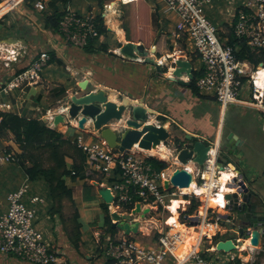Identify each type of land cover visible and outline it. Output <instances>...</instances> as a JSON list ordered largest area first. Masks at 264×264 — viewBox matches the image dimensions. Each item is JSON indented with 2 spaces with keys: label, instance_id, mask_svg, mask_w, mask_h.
Segmentation results:
<instances>
[{
  "label": "crops",
  "instance_id": "0c3cea01",
  "mask_svg": "<svg viewBox=\"0 0 264 264\" xmlns=\"http://www.w3.org/2000/svg\"><path fill=\"white\" fill-rule=\"evenodd\" d=\"M9 1L10 0H3L0 8ZM49 1L50 0H44L46 5ZM102 1L103 6L108 2V0ZM149 2L155 16L154 20L156 18L158 20L156 21L161 23L163 28L162 31L167 36L166 38L158 40L154 59L158 61V58L163 56H167L168 59L174 60L182 58L193 62L194 72H199V69L201 70L202 68V64L197 53L195 52L193 54L191 48L187 45L188 40L186 38H178L174 35L180 23L179 17L174 13L167 12V6L162 0H149ZM118 4L120 11L117 17L120 19H114L118 23V26L123 29L124 39L120 40L116 38L115 32L106 22L107 17L104 12L103 18L105 19L108 33L97 46L105 45L109 48V51L108 53H96L92 55L68 45L62 37L45 29L42 11L37 10L34 6L35 4H33L31 8L20 3L13 10H11L12 8L8 9L11 11L6 10L4 15L0 18V43L19 41L16 47L20 55L17 54L19 61L14 62L12 59L6 58L7 54L5 52L0 51V87L8 82L16 72L30 65V59L33 55L42 50L54 51L57 58L63 62V65L53 63L47 69L53 71L54 69L59 70L64 68L69 73L70 78L65 82L58 79L60 78L59 76L57 78L55 75L48 76L47 74V76H42L41 84L26 86L23 89H18L9 94H0V103L9 104L11 107L8 110L1 111L14 113L19 116H27L29 118L41 117L49 127L63 134L67 135L68 130L73 129L75 131V137L84 134L83 136L87 141L89 140L86 138L88 136L96 140V135H91L89 129L85 132L77 129L75 127L76 123L73 125V128H69L60 123L57 126L55 125V119L58 114H60V105H62L61 100L66 98L65 96L63 99L58 100L55 96L58 92L57 90L64 87L67 90V94H72L75 91H79V83L81 81L89 80V92L97 91L101 88L105 89L109 92V100L111 101L117 102L119 94L134 100H143L147 107L155 111V115L152 116L149 121L164 127L167 125L165 128L170 132L171 140L176 139L183 141L188 136H191L197 140H212L217 142V139L219 138V140H221L224 134H229L230 132L237 134L239 136L238 140H241L242 144L235 153L237 171L239 175L241 174L244 176L246 182H250L253 177H258L261 181L259 187L262 189L261 194L264 202L263 114L253 108L240 105H230L228 108L224 109L213 96L202 95L192 91L190 88L191 83L189 86H181L173 76L168 77L166 75L173 61L170 63H159L161 66L165 67L164 74H162L158 72L155 67L144 64L142 59L131 60L123 57L120 52L117 53L115 51L116 49H120V47L127 42H132L128 41L122 23L124 10L121 6L123 3L120 4L119 2ZM242 5L243 0H212V3L205 9L211 14V20L219 25L220 34L226 35L235 22L234 15L236 11ZM69 7L73 10L70 5ZM75 12L82 17H88L92 13L98 16L102 14L103 11L100 5V10L92 9L90 12L85 13H79V11ZM156 26L155 24V27ZM168 28L169 33L166 31ZM133 43L139 44V42ZM5 47H7V43H5ZM192 48L194 49V47ZM147 50L149 51L148 48ZM197 60L199 61L198 67L196 65ZM7 62H10V67L6 66ZM183 80L189 82L186 75H184ZM112 97H115V99H112ZM49 110L52 111V116L55 118L53 122H51L52 120L50 119L52 116H46ZM0 148H7L15 152H20L13 135H10L4 140ZM168 153L167 156L162 155L159 148L155 150V152H143V155L168 163L169 158L172 156L169 150ZM224 162L229 164L227 160ZM9 166L10 165L7 164L3 167L11 169ZM173 166L175 167L174 171L182 167L176 163L175 159ZM188 168H191L192 171L196 170V167L192 164L188 165ZM174 171H170L168 168L166 172L168 175L171 173V176ZM24 174L25 176H23L21 184L7 194L6 206L9 205L8 198L12 192L20 189L24 185H28L30 190L26 196L25 202L28 207L34 208L36 211L35 229L42 234L47 244L58 250L65 264H108L109 260L106 256V243L108 239L113 236L107 232L105 222L102 229L98 230L94 227L96 219L95 215L92 214L94 212L99 213L103 210L105 202L100 196V189L107 188V179L97 175H95L93 180L85 178L74 181L71 178H67V184L73 191L74 205L66 202L63 214L60 216L53 211V201L49 195L48 184L43 179L31 181L25 172ZM99 179L102 180L101 183ZM7 183V177L4 173L0 174V188H4ZM97 183L98 186H96ZM91 194L98 196L99 199H95L97 202L91 199ZM34 196L40 197L43 202L33 204L31 199ZM185 202L186 204L179 208V212L177 210L178 213L181 212L185 214L188 211L191 200ZM187 204L189 205L188 208L186 206ZM6 206L4 205V208L0 209V217L8 212L9 209L8 207L6 208ZM211 208L219 217L229 214L225 209L226 205L223 210H220L218 206H211ZM147 209H150V211L145 214L144 212ZM76 210L79 213V222L82 225V237L79 247H76L73 240L69 238L64 224V221H66L68 225L70 220L69 217H71L72 213ZM110 210L114 212L116 209L112 208ZM161 211L169 212L162 207L142 205L141 214L132 217L134 222L140 223L137 235L149 238L151 241L154 239L153 237H158L159 233L165 230V221L168 217L165 218L161 225L149 223V221H157L156 216H161ZM197 211L193 215H195ZM142 215H145V218H143ZM171 215L172 213L169 212V216ZM142 219H147L144 226L142 225ZM222 222L221 224L224 228H221V233L216 234L218 235L217 237L221 238L219 241L240 238V236H237V230H233L234 232L229 230L231 224L228 221L222 218ZM68 227L69 231H71V227ZM149 228H152L151 232H148ZM92 229L95 238L89 240L86 236ZM211 235L214 236V234ZM123 236H126L125 233L119 230L113 239L115 240ZM134 236L132 235L130 237ZM244 242L245 240H242L239 243L240 248L241 244ZM247 247L248 244L246 247L242 248V251ZM262 248L264 250V246H262ZM222 255L227 256L228 253L224 252ZM243 257L248 256L244 254ZM241 261L245 264L249 261V257L246 260L242 258ZM0 264L30 263L24 262L12 255H0ZM255 264H264V252L262 255L258 256Z\"/></svg>",
  "mask_w": 264,
  "mask_h": 264
},
{
  "label": "built area",
  "instance_id": "2783aa9c",
  "mask_svg": "<svg viewBox=\"0 0 264 264\" xmlns=\"http://www.w3.org/2000/svg\"><path fill=\"white\" fill-rule=\"evenodd\" d=\"M25 1L18 0L11 10ZM131 1L134 0H121L123 3ZM162 1L167 6V12L174 13L180 19L174 32L175 37L191 40L201 61L202 68L199 72L203 74L196 81L200 94L213 96L224 109L230 105H240L260 111L264 116V97L259 96L251 79L252 73L257 68L248 60L238 59L233 47L227 45L226 40L220 36L219 29L208 19L205 8L212 3V0ZM34 6L39 11H44L47 7L43 0L35 2ZM95 18L96 15L93 13L88 17H82L68 6L61 22V33L67 42L83 49L89 39L97 38L101 41L105 37L99 33ZM234 18H237L234 25L236 37L245 39L250 51L264 59V0H243V5L238 8ZM18 55L12 61L18 62ZM50 60L48 51H43L28 68L16 72L3 84L0 87V94H9L26 86L41 84L43 72L50 66ZM6 66L10 67V62H7ZM9 108H11L9 104L0 103V111ZM50 119L53 120V117ZM73 141L86 155V168L95 175H109L119 171L120 181L107 186L114 196L110 209L114 207L118 209L114 212L132 215L137 204L141 205V210L143 205L162 207L170 212L166 205L173 198L192 195L199 199L200 206L195 215L183 218V214L179 213L178 222L185 225V228L193 229L199 236L198 245L193 247L180 264H232L238 259L242 260L244 254L249 257V261L245 264H255L256 258L258 259V256L264 252L262 246H253L251 239L245 240L249 241L248 247L242 251L239 243L244 239L238 237L234 238L237 240V249L229 252L227 256L222 255L224 252L217 250L219 241L215 240L218 236L216 234L221 233V228H224L221 224L222 218L214 213L206 195L203 193L197 195L195 192L185 193L183 189L172 186L167 190L165 182L170 180L171 176L167 174V170L161 172L154 170L149 163L150 158L143 155L146 151L135 146L131 151L120 153L111 149L104 139L87 141L81 134ZM214 148H217V145L213 146ZM8 150L0 148V169L7 164L15 163L16 152L9 153ZM208 155L205 164L201 167L195 166L196 170L189 171L188 166L185 167L193 174V182L197 187L207 186L213 179V170L216 169L218 175V170L221 169L219 147L214 158L212 149ZM231 183L232 181L229 184ZM29 190V186L24 185L9 195V210L0 217V255H12L30 264H65L61 255L53 252L51 246L44 241L42 234L34 228L36 211L28 207L25 202ZM31 202L39 204L43 200L34 196ZM131 205L133 209L129 213L127 210ZM188 217H196L198 224L191 225ZM209 224L215 228L214 236L209 235L207 231ZM165 225V230L148 245L137 242L132 237L123 236L115 240L111 237L112 239H108L106 243L108 260L113 264H177V258L172 250L177 247L176 241L182 239V233L180 231L173 233L172 229L175 225L167 223ZM202 231L203 235H200ZM204 245L206 248L203 251Z\"/></svg>",
  "mask_w": 264,
  "mask_h": 264
},
{
  "label": "water",
  "instance_id": "95a60500",
  "mask_svg": "<svg viewBox=\"0 0 264 264\" xmlns=\"http://www.w3.org/2000/svg\"><path fill=\"white\" fill-rule=\"evenodd\" d=\"M119 52L123 57L131 60L142 59L144 64L153 66L158 72L164 74L165 67L150 56L143 43L127 42L120 47ZM171 66L175 69L173 78L181 86H189L194 81L193 62L178 58ZM184 75L189 79V82L183 80ZM88 88L89 80L81 81L79 91H75L65 98L60 106L67 110H59L61 114H58L55 119L56 126L60 123L73 128L72 121H76L77 129L82 132L89 129L91 135L106 140L111 149L118 150L120 153L131 151L135 146L143 151L152 152L158 150L163 143L171 155H174L176 163L182 166L177 168L170 180L165 182V188L169 190L171 186L180 189L191 187L194 180L193 174L185 167L190 164L197 167L203 166L209 157V152L213 146L217 145V142L197 140L191 136L183 141L171 140V134L164 126L149 121L155 115V111L147 107L143 100H134L119 94L118 101L114 102L109 100L107 90L101 88L89 92ZM238 139L237 134L230 132L224 134L219 140V166L221 169L227 167L228 164L224 162L227 160L237 170L235 153L242 146L241 140ZM260 184L261 181L258 177H253L250 182H246L241 174L238 178H234L228 186L236 188L237 191L226 195L229 202L225 209L229 214L221 216L223 220L231 224L229 229L232 230L231 232L237 230L238 236L244 240L251 239V244L256 247L264 246V202ZM100 196L108 206L114 202V196L109 188H101ZM149 211L150 209H147L144 213L147 214ZM138 214H141L140 204H137L132 215L112 213L113 228L123 231L128 237L137 235L140 223L131 224V221L132 217ZM142 217L145 218V215ZM188 219L191 225L198 224L196 217H188ZM236 243V239L219 241L217 250L226 253L235 251Z\"/></svg>",
  "mask_w": 264,
  "mask_h": 264
},
{
  "label": "trees",
  "instance_id": "16d2710c",
  "mask_svg": "<svg viewBox=\"0 0 264 264\" xmlns=\"http://www.w3.org/2000/svg\"><path fill=\"white\" fill-rule=\"evenodd\" d=\"M37 1L39 0H26L23 4L32 8L33 4ZM2 3L3 0H0V6ZM70 3L71 0H50L47 3L46 9L42 11V16L44 17L45 29L54 32L62 37L68 45L77 48L67 42L66 38L61 33V22L65 16L66 8ZM100 5L103 12L96 16L95 22L99 33L105 36L108 33V28L103 18L104 6L102 0H100ZM123 8L126 17L124 30L128 41L144 43L148 48L156 45L160 36L159 33H164L161 23H158L156 18L154 20L155 16L149 0L126 2L123 3ZM236 22L237 18L230 28L229 33L226 35L220 34V36L226 40L227 45L233 47L238 59L248 60L257 68L258 65L264 63V59L250 51L245 39L236 37L234 30ZM155 24L157 25L156 27ZM99 42L97 38H91L85 48L77 49L90 55L108 53L109 48L107 46H97ZM43 51H48L50 54V65L53 63L63 65V62L57 58L56 53L52 50H42L35 53L30 59V62L32 63L36 60ZM26 68L20 71H24ZM202 74L203 72H195V79L190 85L192 91L198 94H200V92L196 87V81ZM57 91L55 96L58 100L67 96V90L64 87ZM10 135H13L15 143L20 150V152L14 153L15 163L27 174L31 181L43 179L48 184L49 195L53 201V211L55 214L61 216L66 202L74 205L73 191L67 184V178H71L75 181L85 178L93 180L95 177L94 172L86 168L85 153L66 134L49 127L41 117L29 118L27 116H19L14 113L0 111V145ZM8 152L12 153L15 151L9 149ZM149 163L153 166V169L158 172L169 168L168 163L155 158H150ZM115 174L118 175L119 171H116ZM107 176L108 174L100 175L101 178H106ZM101 181L102 180L99 182L101 183ZM118 181H120V178L109 179L107 184L113 185ZM184 199L188 200L189 197L185 196ZM199 206L200 202L198 200L195 198L191 199V205L188 211L183 214V218L186 215H193L199 209ZM129 207L127 212L130 213L133 207L132 205ZM103 210L106 214L105 225L107 227V232L114 237L119 230L113 228L110 210L106 204L103 205ZM79 217V213L76 210L72 213V216L69 217L70 220L68 225L66 221H64L66 232L69 234V238L73 240L76 247H79L82 237V225L79 222ZM68 226L71 227V231H69ZM220 239V237L215 238L216 242ZM51 250L58 253L55 247H51ZM262 254L263 253H261V255ZM108 264H113V262L109 261ZM232 264H242V261L238 259Z\"/></svg>",
  "mask_w": 264,
  "mask_h": 264
},
{
  "label": "clouds",
  "instance_id": "9594fccd",
  "mask_svg": "<svg viewBox=\"0 0 264 264\" xmlns=\"http://www.w3.org/2000/svg\"><path fill=\"white\" fill-rule=\"evenodd\" d=\"M40 7H43V5H40ZM119 4L117 0H111V2H107L104 5V12L106 13V22L111 27V29L115 32L116 38L123 40L124 39V32L123 29H121L118 26V23L114 19L119 15ZM5 43H7V47H5ZM0 43V51L5 52L6 58L15 60L16 56L18 54V48L16 45L19 43V41L16 42H5ZM156 45L152 46V50L150 52V55L153 57L155 56L156 51ZM117 53H119L120 49L115 50ZM168 60L167 56H163L158 59V63L163 64L166 63ZM175 69L170 65L169 70L167 72L168 77L173 76V72ZM254 88L258 91L259 96L264 97V64L258 65L257 69L252 73L251 76ZM112 99H115V97H112ZM67 109L61 108L60 111H66ZM53 113L51 110L46 114V116H52ZM90 122V121H89ZM73 124L76 123V121H72ZM167 127V125H165ZM219 147V138L217 139V148ZM217 148L212 149V155L213 158L215 157ZM160 153L162 155L167 156L168 150L166 146L161 143L160 145ZM212 163L214 164L215 161L213 159ZM218 168V166H217ZM189 171H192L191 168H189ZM171 173H169L170 175ZM239 175L238 171L235 169V166L231 163L227 165L224 169L217 170L214 169L212 176L213 179L211 183L207 184V186H201L197 187L196 183L193 182L190 188L183 189V191H193L197 195H200L201 193H204L207 197L208 204L210 206H218L220 210H223L225 205L229 202L226 199V194L230 192L237 191L234 187H229V183L233 180L234 177H237ZM215 190V191H213ZM186 202L182 199L173 198L171 199V202L166 205V207L170 210L172 213L171 216L167 218L165 221L168 225H175V227L172 229L173 233L176 231H180L182 233V239H179L176 241L177 247L172 250L173 255L177 258V264H180L181 261H183L187 255L193 250V246L197 244L198 241V235L194 232V230L190 228H185V225L178 222L179 213L177 212V209L181 207V205H185ZM149 223H157L156 221H149ZM207 231L209 235L214 234L215 228L212 224H209L207 226ZM200 235H203L200 233ZM249 241H245L241 244V248L246 247ZM243 259H248V257H243Z\"/></svg>",
  "mask_w": 264,
  "mask_h": 264
},
{
  "label": "rangeland",
  "instance_id": "374dc122",
  "mask_svg": "<svg viewBox=\"0 0 264 264\" xmlns=\"http://www.w3.org/2000/svg\"><path fill=\"white\" fill-rule=\"evenodd\" d=\"M108 2H111V0H108ZM117 2L119 3L120 2V4L121 3H123V2H121V0H117ZM70 6L72 7V9L74 10V11H79V13H85V12H90L92 9H95V10H100V0H71V3H70ZM122 8H123V5L121 6ZM123 10H124V8H123ZM122 14V13H121ZM206 15H207V17H208V19L219 29V25L218 24H216L213 20H211V17H210V13L206 10ZM117 20H119L120 18L119 17H115ZM123 18H124V21H123ZM126 22V17H125V14L124 15H122V23H123V25H124V23ZM166 31H167V33H169V28L168 29H166ZM160 34V36H159V39H161V38H166L167 36H166V34H161V33H159ZM170 36V35H169ZM169 36H168V38H169ZM158 39V40H159ZM144 44V43H143ZM187 45H188V47L189 48H191V50H192V52H193V54L196 52V50H195V47H194V44H193V42L191 41V40H188L187 41ZM192 47H194V49L192 48ZM148 48V47H147ZM151 48L152 47H149L148 49H149V53H150V51H151ZM152 56V55H151ZM153 57V56H152ZM153 58H155V56L153 57ZM200 60V59H199ZM171 61H173L174 62V59H168L167 60V62H171ZM196 65H197V67L199 66V61L197 60L196 61ZM47 74H48V76L49 75H55L57 78H58V76L60 77V78H58V79H61V81L63 80V81H67V80H69V78H70V76H69V73L67 72V70H65L64 68H61V69H59V70H53V71H51V70H48L47 68L44 70V72H43V76H47ZM55 77V78H56ZM68 95H71V93L69 94H67V96ZM66 96V97H67ZM64 100H65V98H64ZM64 100H61L62 102V104H63V101ZM61 114V113H60ZM53 117V116H52ZM54 117H53V120L51 121V122H53L54 121ZM73 133V134H72ZM75 131L73 130V129H71V130H68V134H67V136L69 137V138H71V139H76V137H75ZM84 135V134H83ZM87 139H89L88 141H94L95 139L93 138V137H91V136H88V137H86ZM173 162H174V155H172L170 158H169V160H168V163H169V169H170V171L171 170H173L174 171V169H175V167L173 166ZM10 166V168L11 169H8L7 167H3L1 170H0V174H3L4 173V175L7 177V181H8V183L7 184H5V187L4 188H0V203H2V204H0V209H3L4 208V205L6 206V197H7V194L9 193V191H12V189H14V188H16V187H18L19 186V184H21V180H23V176H25V174H24V172H23V170L16 164V163H11V164H9ZM168 170V169H167ZM114 178H120V174H118V175H116L115 173H110L107 177H106V179H107V181L109 180V179H114ZM6 185H7V187H6ZM17 191V190H16ZM186 196H188L189 197V200H191V199H193V198H195L194 196H192V195H186ZM91 199H99L98 198V196H96V195H92L91 194ZM178 199H183V200H185L184 198H178ZM189 200H185V201H189ZM196 200H198L199 201V199H197L196 198ZM96 201V200H95ZM97 202V201H96ZM200 202V201H199ZM108 206V205H107ZM187 206V208L189 207V205L187 204L186 205ZM8 207V209H9V207H10V203H9V205L8 206H6V208ZM108 207H110V206H108ZM114 209H116L115 211H117L118 209L116 208V207H114ZM110 210V209H109ZM112 213H114V212H111V210H110V214H112ZM168 213V214H167ZM181 213V212H180ZM93 215H95V219H96V223L94 224V227H96V229H102L103 227H104V222H105V217H106V214H105V212L102 210L101 212H94V213H92ZM161 216H156V218H157V224L158 225H161V223L165 220V218H167V217H169V212H163V211H161ZM148 219V218H147ZM147 219H142V225L144 226L145 224V222H146V220ZM112 222H113V220H112ZM133 223H135L134 222V220H132L131 221V224H133ZM34 228H36V225L34 224ZM152 231V228H149V231L148 232H151ZM147 232V233H148ZM134 236V235H133ZM154 236V235H153ZM152 236V237H153ZM86 238H88L89 240H93L94 238H95V236H94V232H93V229H92V231L90 232V233H88L87 234V236H86ZM153 238H156V237H153ZM132 239L133 240H135V241H137V242H141L142 244H144V245H148V244H150L151 243V239H149V238H145V237H142L141 235H137V236H134V237H132ZM205 245L202 247V250L204 251L205 250ZM225 256V255H224ZM256 260H257V258H256Z\"/></svg>",
  "mask_w": 264,
  "mask_h": 264
},
{
  "label": "bare ground",
  "instance_id": "6f19581e",
  "mask_svg": "<svg viewBox=\"0 0 264 264\" xmlns=\"http://www.w3.org/2000/svg\"><path fill=\"white\" fill-rule=\"evenodd\" d=\"M18 0H10L9 2H7L3 7L0 8V18L2 15H4V12L10 8H13L14 4L17 2ZM52 2V1H51ZM2 6V5H1ZM27 8V7H26ZM9 11V10H8ZM7 16V15H6ZM178 55V54H177ZM176 57V56H175ZM172 58V57H171ZM174 58V57H173ZM159 59V58H158ZM102 87V86H100ZM156 123V122H155ZM11 151V150H10ZM152 152H155V150H153ZM184 192V191H183ZM185 193H193V191H185ZM204 194V193H203ZM182 206V205H181ZM179 209V208H178ZM177 209V210H178ZM141 217V216H140ZM193 230V229H192ZM198 245V241L197 244L194 246ZM193 246V247H194Z\"/></svg>",
  "mask_w": 264,
  "mask_h": 264
}]
</instances>
